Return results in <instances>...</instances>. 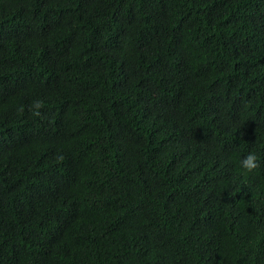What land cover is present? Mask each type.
I'll return each instance as SVG.
<instances>
[{
    "label": "trees",
    "instance_id": "trees-1",
    "mask_svg": "<svg viewBox=\"0 0 264 264\" xmlns=\"http://www.w3.org/2000/svg\"><path fill=\"white\" fill-rule=\"evenodd\" d=\"M0 264H264V0H0Z\"/></svg>",
    "mask_w": 264,
    "mask_h": 264
},
{
    "label": "clouds",
    "instance_id": "clouds-1",
    "mask_svg": "<svg viewBox=\"0 0 264 264\" xmlns=\"http://www.w3.org/2000/svg\"><path fill=\"white\" fill-rule=\"evenodd\" d=\"M31 107L37 109V111L34 112L35 115L39 116L41 114L40 111H38V109L42 107L41 102L37 101ZM240 163L241 167L248 173H252L260 167L258 157L255 152H250Z\"/></svg>",
    "mask_w": 264,
    "mask_h": 264
}]
</instances>
